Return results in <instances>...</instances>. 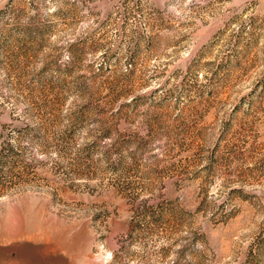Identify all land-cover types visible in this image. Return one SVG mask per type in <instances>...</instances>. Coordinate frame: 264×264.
Listing matches in <instances>:
<instances>
[{
    "label": "rangeland",
    "instance_id": "rangeland-1",
    "mask_svg": "<svg viewBox=\"0 0 264 264\" xmlns=\"http://www.w3.org/2000/svg\"><path fill=\"white\" fill-rule=\"evenodd\" d=\"M0 264H264V0H0Z\"/></svg>",
    "mask_w": 264,
    "mask_h": 264
}]
</instances>
